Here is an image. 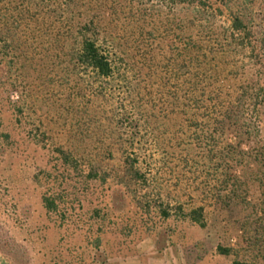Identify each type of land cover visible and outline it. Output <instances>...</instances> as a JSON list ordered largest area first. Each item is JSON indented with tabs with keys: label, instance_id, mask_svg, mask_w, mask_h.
Segmentation results:
<instances>
[{
	"label": "trees",
	"instance_id": "16d2710c",
	"mask_svg": "<svg viewBox=\"0 0 264 264\" xmlns=\"http://www.w3.org/2000/svg\"><path fill=\"white\" fill-rule=\"evenodd\" d=\"M256 2L144 0L142 12L134 0H0V90L19 94L9 101L17 114L31 102L56 118L77 116L76 134L72 128L54 150L69 183L53 179L42 196L46 213L63 226L101 189L76 227L82 251L70 264H107L147 234L158 248L178 243L163 224L205 229L210 207L246 201L245 173L264 170V17ZM133 36L144 37L145 87L131 104V129L110 98L128 70ZM216 252L233 264H264L263 253L242 247ZM0 264L30 258L3 234Z\"/></svg>",
	"mask_w": 264,
	"mask_h": 264
},
{
	"label": "rangeland",
	"instance_id": "374dc122",
	"mask_svg": "<svg viewBox=\"0 0 264 264\" xmlns=\"http://www.w3.org/2000/svg\"><path fill=\"white\" fill-rule=\"evenodd\" d=\"M137 1L138 9L143 12L144 0H134V6ZM255 11L264 17V0H257ZM131 39L133 44L128 42V46L133 47L129 49L133 52L128 56L131 61L126 73L115 84L113 97L110 98L113 106L110 107L116 118L124 114L126 127L132 129L137 122L130 107L137 102L138 93L144 99L145 79L144 37L133 36ZM167 40L157 49L163 48ZM171 46L175 47L176 43ZM172 52L168 51V58H173ZM147 60L149 64L150 57ZM248 74L249 71L245 76ZM262 82L264 84V76ZM169 87L173 88L171 83ZM18 100L17 92L0 90V235H7L21 245L27 251L30 264H70V259L82 251V239L76 227L87 222L92 208L98 206L101 199L97 196L101 189L96 188L93 194L84 197L80 215L63 226L58 216L46 213L42 196L52 193L51 188L55 186L53 179L61 182L62 177L63 181L66 178L63 171L56 170L54 150L58 146H66L67 134L77 123V116L56 118V111L52 110L49 114L48 107L31 102L20 115L9 103ZM259 120L260 137L264 140V115ZM73 129L76 134V129ZM142 172L144 174V170ZM221 175L222 172L210 176L208 180L212 183L214 178L211 177ZM244 176L247 177L244 187L246 201L239 200V204L229 209L210 207L205 229L188 222L174 225L169 221L163 224V229L174 232L173 240L184 247L189 264H233L235 258L220 256L216 252L217 245L242 247L253 257L260 252L264 254V170H252ZM68 183L69 180H65L61 187L65 188ZM172 185L170 183V187Z\"/></svg>",
	"mask_w": 264,
	"mask_h": 264
},
{
	"label": "crops",
	"instance_id": "0c3cea01",
	"mask_svg": "<svg viewBox=\"0 0 264 264\" xmlns=\"http://www.w3.org/2000/svg\"><path fill=\"white\" fill-rule=\"evenodd\" d=\"M107 264H189L184 247L180 243L158 248L152 235L136 240L129 253L108 259Z\"/></svg>",
	"mask_w": 264,
	"mask_h": 264
}]
</instances>
